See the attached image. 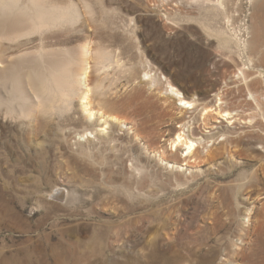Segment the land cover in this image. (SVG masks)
<instances>
[{
	"label": "rangeland",
	"instance_id": "rangeland-1",
	"mask_svg": "<svg viewBox=\"0 0 264 264\" xmlns=\"http://www.w3.org/2000/svg\"><path fill=\"white\" fill-rule=\"evenodd\" d=\"M9 1L0 264H264V0Z\"/></svg>",
	"mask_w": 264,
	"mask_h": 264
},
{
	"label": "bare ground",
	"instance_id": "bare-ground-1",
	"mask_svg": "<svg viewBox=\"0 0 264 264\" xmlns=\"http://www.w3.org/2000/svg\"><path fill=\"white\" fill-rule=\"evenodd\" d=\"M19 4V2H17V1H15V2H13V3H11L9 0H0V12H2V15H1V17H0V23L2 22H5L6 23V21L8 20H6L4 17H2V16H7V17H9V16H15L14 18H21L22 17V15L24 16L25 14L24 13H26V14H28V15H30V17L32 18V20L35 22V24H40V26L39 27H41L42 25H44V24H47L48 22H50V20L51 19H49V15L47 14V11H46V8H43V7H41V8H33L32 10L30 9V8H25V10H23L24 9V7L23 6H21L20 4ZM33 5H37V4H35V2L33 3ZM30 6H32L31 5V3H30V5H29V7ZM49 12V11H48ZM63 12V11H62ZM62 12H61V14H62ZM52 14V13H51ZM61 14H59L58 15V17L59 18H61L62 16H60ZM64 14V13H63ZM48 15V16H47ZM53 16V15H52ZM68 17V16H67ZM3 18V19H2ZM53 19V18H52ZM66 19V18H65ZM4 20V21H3ZM6 20V21H5ZM55 20V19H54ZM55 22V21H54ZM1 23V24H2ZM20 23V20L18 21L17 20V24H19ZM22 23V22H21ZM0 24V25H1ZM54 24V23H53ZM6 25V24H5ZM3 26V25H2ZM37 26V25H36ZM38 26H37V28H39ZM3 29V28H2ZM3 31V30H2ZM1 31V32H2ZM2 36V35H1ZM1 36H0V38H1ZM3 39V38H2ZM7 62V61H6ZM4 63H5V60L4 59H2V58H0V66H4ZM7 64V63H6ZM80 82H81V80H80V78L79 77H77L76 78V80H75V83L76 84H80ZM171 88H173L172 89V91H171V94L172 93H174V87L172 86ZM77 90V89H76ZM23 95H21V97L18 99V101L21 103H19L18 104V106L19 105H21V107H20V109H19V111H22V108L24 107V105L22 104V102H24L25 103V100L27 99L25 96V100H24V98L22 97ZM3 99V97L1 98L0 97V100H2ZM28 101V100H27ZM84 101H88L89 102V96L88 95H85L84 96ZM43 102V101H42ZM85 103V102H84ZM181 105H190V106H193L194 105V103L192 102V101H188L187 99H181V103H180ZM24 109V108H23ZM180 145H182L183 147H184V151H186L187 153H186V155H185V157H189V156H191V155H193L194 153H195V151L197 150V146H198V144L196 143V142H194L193 140H190V139H188L187 137H184V134L183 133H178L177 134V137L174 139V141H173V143H172V146L174 147L175 146V148H177L178 146H180ZM184 153V152H183ZM59 190V189H58ZM62 191V190H61ZM60 252V251H59ZM71 254V253H70ZM73 255V254H72ZM14 257V256H13ZM68 257V256H67ZM41 258V257H40ZM57 258V257H56ZM18 259V258H17ZM16 259V260H17ZM11 260V259H10ZM16 260H15V262H16ZM36 260V259H35ZM41 260V259H40ZM57 260V259H56ZM70 260V259H69ZM44 261V260H43ZM14 262V263H15ZM25 262V261H24ZM46 262V261H45ZM68 262V261H67ZM32 262L31 261H27V262H25V263H20V264H31ZM37 264V263H36ZM46 264H47V262H46Z\"/></svg>",
	"mask_w": 264,
	"mask_h": 264
}]
</instances>
